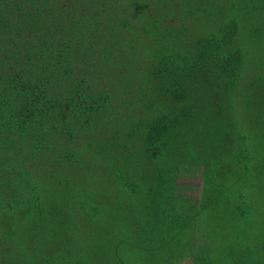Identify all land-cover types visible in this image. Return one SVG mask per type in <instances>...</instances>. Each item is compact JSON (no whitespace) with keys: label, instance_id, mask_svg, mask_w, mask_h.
Masks as SVG:
<instances>
[{"label":"trees","instance_id":"1","mask_svg":"<svg viewBox=\"0 0 264 264\" xmlns=\"http://www.w3.org/2000/svg\"><path fill=\"white\" fill-rule=\"evenodd\" d=\"M253 218L264 0H0V264H264Z\"/></svg>","mask_w":264,"mask_h":264},{"label":"rangeland","instance_id":"2","mask_svg":"<svg viewBox=\"0 0 264 264\" xmlns=\"http://www.w3.org/2000/svg\"><path fill=\"white\" fill-rule=\"evenodd\" d=\"M143 173H140L139 177L143 176ZM183 175V174H182ZM182 175H179V181L180 183H185L186 185V189L184 190V195L191 197V198H198L199 197V186L201 184L202 181V172L200 170H196L195 172H187L186 174L183 175L184 180L182 178ZM183 187V186H182ZM181 199L178 198H174V203H180ZM243 202L242 199L239 195V191L238 189H236L233 186V220L237 218V213L235 212L236 209L239 210H243ZM242 215H247V214H242ZM240 215L238 217V219H236V224H238L240 221H243L240 217L242 216ZM251 223H253V225L255 227H264V223L260 222L258 219L253 218L252 220H250ZM250 227V226H247ZM234 231V228H233ZM249 238V237H248ZM248 238L242 236V235H238L236 237L237 241H238V245L233 246V257H235V253L236 252H241L242 248H238L242 245H244L246 247V243L248 242ZM238 248V249H236ZM127 253V249L125 250V253ZM184 261L176 263V264H191L190 260L188 259H183Z\"/></svg>","mask_w":264,"mask_h":264}]
</instances>
